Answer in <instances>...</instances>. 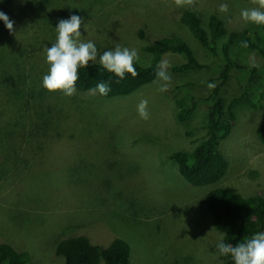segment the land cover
<instances>
[{"label": "rangeland", "instance_id": "rangeland-1", "mask_svg": "<svg viewBox=\"0 0 264 264\" xmlns=\"http://www.w3.org/2000/svg\"><path fill=\"white\" fill-rule=\"evenodd\" d=\"M10 1L0 2L14 25L9 31L0 21V244L27 252L30 264H64L58 245L76 237L103 249L124 240L131 264H224L215 247L222 236L204 202L211 188H193L170 158L176 151H193L205 135L209 104L201 103L186 124L178 122L177 112L191 105L190 95L211 90L208 77L221 64L180 19L183 11H195L209 30V17L216 14L227 30L257 33L264 46L263 26L245 24L240 16L242 9L257 7L256 0H182L180 6L175 0H50L65 15L39 22L29 0H13V8ZM221 3H228L227 13L219 12ZM72 15L82 19L80 40L94 41L99 53L117 44L135 48L146 66L150 59L142 47L178 36L212 66L195 77L190 91H179L178 105L169 88L177 80L172 68L184 64L179 55L163 59L172 78L166 92L158 91L157 78L114 100L92 92L50 93L42 87L46 47L56 40L58 22ZM233 50L236 60L264 71V57L241 44ZM247 74L234 72L226 98ZM142 100L148 102L147 120L137 112ZM236 114L233 131L221 144L230 165L221 185L264 194V143L257 133L264 109L241 105ZM37 116L42 123L52 121L48 132Z\"/></svg>", "mask_w": 264, "mask_h": 264}, {"label": "trees", "instance_id": "trees-1", "mask_svg": "<svg viewBox=\"0 0 264 264\" xmlns=\"http://www.w3.org/2000/svg\"><path fill=\"white\" fill-rule=\"evenodd\" d=\"M29 1L33 5L31 12L33 18H35L33 12L38 11L40 14L47 9V15L46 12L38 14V22L47 16L56 21L65 15L61 9L56 11V5L50 0ZM10 2L13 8V0ZM180 21L208 53L220 57L221 64L217 74L208 77V81L215 87L209 92L206 91L207 93L204 92L202 96L190 95L191 105L183 106L177 112L178 122L186 124L196 114L201 103L209 104L205 135L193 151H176L170 158L177 165L181 178L193 188H211L205 194L204 202L213 217V227L225 242L235 246L250 239L256 232L264 231V194L242 193L231 186L221 185L230 168L221 151V144L233 131L238 106L247 105L256 110L264 109V71L261 72L256 66L248 67L236 60L233 48L241 44L264 57V46L261 45L262 38L257 33L230 32L226 29L221 16L218 17L216 14L209 17V30L201 25L198 14L192 10L183 11ZM142 51L150 61L146 66L141 65L139 61L135 64L137 70L135 77L126 74V78L120 80L114 74L100 68L99 64L96 63L93 67L90 63L88 68L80 70L77 91L91 92L90 89L103 81L110 85L111 91L107 96L97 94L100 98L114 100L130 96L157 80L158 65L166 55H179L184 59V64L172 68L177 80L175 85L169 88L170 93L174 95L175 105H178L181 95L179 91L182 89L190 91L189 88L196 84L195 77L212 66L210 62L200 60L191 45L178 36L159 38L142 47ZM12 52L10 55L13 57ZM242 70L248 72L246 79L239 83L240 87L231 93L230 98H226V87L232 81L234 72ZM11 79L7 78L5 81L12 85ZM59 111L56 108L55 113ZM39 119L38 124L48 132L52 121L42 123ZM257 133L264 143V124L258 127ZM57 254L64 258V264H100L101 260L104 264H131L130 245L121 239L103 249L93 245L86 237L67 238L60 241ZM219 259L224 264H232L230 257L219 256ZM30 260L27 252L0 244V264H30Z\"/></svg>", "mask_w": 264, "mask_h": 264}, {"label": "clouds", "instance_id": "clouds-1", "mask_svg": "<svg viewBox=\"0 0 264 264\" xmlns=\"http://www.w3.org/2000/svg\"><path fill=\"white\" fill-rule=\"evenodd\" d=\"M2 2V0H0ZM180 6L182 0H175ZM257 7L245 8L240 16L245 24L264 26V0H256ZM228 3L219 5L220 13H227ZM0 21H3L6 28L13 30V22L8 15L0 11ZM82 19L78 15H72L69 19H61L56 30V40L51 47H46V63L48 71L42 78V87L50 93H60L64 97H72L77 92V82L80 79V70L89 67L91 62L95 67L97 58L99 66L103 70L114 74L120 80L126 78V74L135 77L137 70L135 64L139 61L138 50L135 48L121 47L117 44L114 48L98 52L96 43L92 40L81 41ZM146 47V46H145ZM169 64L162 60L158 65L156 73L162 82L158 91H168L171 76L168 74ZM209 88L215 87L209 84ZM90 91L93 94L107 96L111 87L107 82H99ZM148 102L142 100L137 106V112L141 119H149L150 113L147 110ZM216 253L220 257H230L232 264H264V231L256 232L250 239L237 243H227L223 237L216 243Z\"/></svg>", "mask_w": 264, "mask_h": 264}]
</instances>
